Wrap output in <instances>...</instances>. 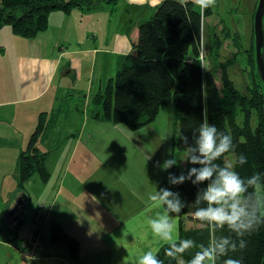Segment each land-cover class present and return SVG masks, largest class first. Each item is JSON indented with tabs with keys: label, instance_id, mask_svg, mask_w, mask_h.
Segmentation results:
<instances>
[{
	"label": "trees",
	"instance_id": "16d2710c",
	"mask_svg": "<svg viewBox=\"0 0 264 264\" xmlns=\"http://www.w3.org/2000/svg\"><path fill=\"white\" fill-rule=\"evenodd\" d=\"M117 1L0 0V27L9 24L14 34L31 38L47 28L49 13L53 10L69 13L78 7L88 11L106 3L112 6L110 11H113ZM152 8L151 13L146 14L147 18L139 21L136 38L131 41L129 51L120 59L113 76L94 94L92 101L97 106L91 116L135 130L152 121L159 108L171 101L174 105V121L177 123L173 139L186 157L187 145L180 138L186 136L188 145H194L196 129L201 123L207 122L215 125L218 131L230 135L235 145L234 150L216 161L217 164L222 167L232 164L243 179L264 173V86L256 66L253 31L247 47L241 46L240 36L234 31L231 38L236 48L222 57V37L218 33L211 32L206 46H202V15L210 12V8L201 14L192 0H161ZM224 32L227 37L228 28ZM201 53H205L209 60L204 65H200ZM261 53L264 62V44ZM236 60L242 62V73L247 76L243 85H239L230 75L229 69ZM47 124V113L41 112L27 147L16 160L18 191L23 190L25 182L34 174L44 182L50 176L47 166L49 150H42L38 145L39 139L46 133ZM240 154L247 157V163L243 166L236 162ZM192 166L187 164V168ZM172 171L177 175L181 172L176 167ZM199 187L202 189L203 185ZM175 189L186 201V207L178 215L180 239H192L206 246L211 233L192 216L197 187L186 182L175 186ZM261 191L264 193V189ZM187 220L190 224L186 223ZM0 232L1 236L3 233ZM216 235H229V232L224 229ZM1 237L10 241L17 235ZM244 239L247 247L242 252L230 253L231 258L242 259V264H262L264 223ZM50 242L65 245L71 257L78 258L79 240L53 218ZM167 247L166 244L159 246L158 258L164 264H178L179 258L188 264L199 250L193 248L170 261L164 255Z\"/></svg>",
	"mask_w": 264,
	"mask_h": 264
},
{
	"label": "rangeland",
	"instance_id": "374dc122",
	"mask_svg": "<svg viewBox=\"0 0 264 264\" xmlns=\"http://www.w3.org/2000/svg\"><path fill=\"white\" fill-rule=\"evenodd\" d=\"M160 1L161 0H118L116 8L113 11H110V7L112 6L106 3H102L96 8L88 11H83L76 7L71 10L73 14L67 23L65 18L63 23L65 29L61 28V31H59L60 21L56 19L57 17H54L57 15L62 18L65 14L61 10H53L51 11L54 13L51 15L49 29L45 33H42L41 36H44L46 40L53 39L57 41V48H59V50L65 48L64 44L67 43L74 46L76 44L74 37L77 36L79 32L78 29H80L85 21H88L99 36L98 45L103 46L102 44L104 42L107 45L108 40L112 37L117 44V48L116 45H114V49L119 50L120 48L122 50V53L117 54L111 52L112 57L105 59L106 62H114L120 60L122 56L129 51L131 41L136 38L139 21L147 18L151 13V9H153L152 6L157 5ZM257 1L258 0H216L215 5L210 7V12L208 11L205 16L202 15V46H206L207 37L213 31L222 37V47L220 48L222 57H226L229 52L236 48V44H234V40L231 38L234 31H237L240 36L239 42L241 46H249L253 31V15ZM96 12L97 14H95ZM77 13L79 15H77ZM131 19L133 21L130 22L129 20ZM4 25L10 27L9 24ZM227 28L229 34L225 37L224 30H227ZM71 31H73L72 34H70ZM68 34H70V36H67ZM66 36L67 38H65ZM16 39L18 41L17 43L23 40L22 36L19 35H16ZM118 43H120L119 47ZM16 46L20 45L13 44L12 48L15 49ZM48 46L49 50H51L52 42ZM106 48H110V45H107ZM55 50L57 52V49ZM204 51H206L205 48ZM6 53L7 59H11V52L6 49ZM240 55L241 53L238 57ZM199 56L200 65H204L206 60L209 61L205 53L203 55L201 53ZM99 64V61H96L93 65L95 70L92 86L89 87L91 84H87L86 82L83 86L85 90L74 93V102H72L74 107H66V110L71 108L69 109L72 114L71 123L74 124V126H77L79 119L89 118L88 123L85 122L86 124H83L79 128L81 140L77 141L72 139L66 141L61 136H54L52 140L48 141L53 143V145L46 144L45 147L43 146V149L47 150L49 146H59L56 149H53L55 147H51L55 151L52 153L49 165L52 167L54 176H58L56 177L57 180L54 179L53 184L57 183L60 187L63 185H60V178L63 176L62 170L67 164L68 159L70 158L69 160H71L68 171L76 174L78 182L74 183L72 176L67 175L66 182L67 180L69 181L72 188V196L64 195L61 191L58 195L56 206L57 208H59V204L64 206L66 214H76L78 217L77 222L80 221L82 224L84 220L89 227V232L86 231V234L87 232L90 234L99 232L98 219L100 217H108L109 215L105 209V203L117 194L122 195V193L125 194L130 192L128 194L131 196L132 200V194H135L137 196L135 200L143 202V200H148L149 195L155 193L160 187H170L172 191H176L175 186H171L167 182L168 172L161 171L155 166L157 161L162 163L165 159H174L178 164V166L175 167L179 169V171H186L187 169V163L185 162L186 154L177 147L173 139V133L177 129V123L174 121V105L171 101H167L159 108L158 113L152 121L135 130H131L123 124L98 120L91 116L93 114V109L97 106V104H94L92 101L94 94L105 86L106 80L110 76H113L115 72V69H110L108 67V63L104 68H101ZM241 68L242 62L236 60V63L229 69L231 77L236 80L239 85H243L245 82L244 78L247 77L243 75ZM217 71L219 70L217 69ZM99 75L103 76L104 80L102 81L101 87L98 88V84L96 83ZM106 77L108 78L106 79ZM10 81V84L14 85L12 76L10 77ZM27 122L29 123V121ZM57 140L59 142L62 140L60 145L56 144ZM73 145L76 147H73ZM0 154L2 153L0 152ZM230 157H232V155H230ZM81 159H85L87 163L86 167L85 162H83V167L87 170L84 171L83 175L78 174L80 167L79 160ZM7 162L8 159L0 158V170L2 169V165ZM56 162L62 165L60 169H57L55 166ZM7 166L6 170H14V168L12 169L9 165ZM168 171L173 172L172 168ZM15 173L16 169L14 171V174ZM33 177L36 182H30L28 187L26 185V191L19 190L18 192H24L26 195L27 192L30 193V195L33 194V191L36 193L38 192L40 196L43 195V199L29 198L27 200L23 210L25 224L19 227L17 231L18 236L13 240L7 241L8 245H5L6 242L0 241L3 243L0 244V264H34L35 262L36 264H54L57 260H55L56 258H50V256L52 253H61L60 251H65L67 253V258L64 261L60 260L57 264H90L91 262L94 264H107L106 261H93L96 260V256L92 253V256L91 254L86 255L82 251L83 249L81 246L77 259L71 257L69 250L63 244H53L50 249L48 246L43 247L41 241L44 237L43 234L49 233L52 214H50L48 218L46 216L47 227L43 228L42 234H39L40 238L38 237V233L40 230L42 231L40 226L41 223H33L30 219L35 217V219L38 220L39 214L35 215V210L37 212L40 211L43 215L45 214L44 211L47 207H50L49 204L54 192L51 190L52 188L50 189L48 186H45L49 178L44 182L41 181L36 174H34ZM6 178L9 179V175H7ZM85 179L88 185L82 181ZM8 183L9 182H6L3 189L0 191V227L5 223L4 218L12 208L15 197L18 194L12 197L13 192L11 190H13V186L8 185ZM41 185L45 187L42 188ZM65 185L64 183V186L61 188H65L67 186ZM44 188L46 191H44ZM38 200H43V202L38 204L40 209L36 205ZM63 222L66 226H69L68 221ZM189 222L190 221L187 220L186 223L190 224ZM80 226L77 228L78 231H81ZM6 231L8 230L6 229ZM31 231H34V233ZM3 235L4 234H1V236ZM23 236H25L24 239ZM82 240L85 249L88 251H99L105 248L103 240L98 236H83ZM39 242L40 244L38 245ZM56 246H58V248ZM8 249L13 253L10 257L6 254ZM13 250H15L16 253L13 252ZM44 250H46V252H44ZM41 251L44 255L48 256V261L39 260L44 256L40 253ZM43 259H47V257ZM178 264H185V262L182 258H179Z\"/></svg>",
	"mask_w": 264,
	"mask_h": 264
},
{
	"label": "crops",
	"instance_id": "0c3cea01",
	"mask_svg": "<svg viewBox=\"0 0 264 264\" xmlns=\"http://www.w3.org/2000/svg\"><path fill=\"white\" fill-rule=\"evenodd\" d=\"M53 13L54 12H51L49 14L48 26L44 31L40 32L35 37H22L24 41L21 40L19 43H17L16 34L12 32L9 26L3 25L0 27V152L2 153L0 154V158L8 159V162L3 164L0 170V191L3 189L5 183L9 182L8 185L13 186V190H11L13 192L12 197L19 193L16 187V177L14 174L15 162L20 152L27 147L29 138L36 127L38 115L41 112L47 113L48 120L46 133H44L43 137L39 139L38 142L42 150H47L43 149L46 144L53 145V143L48 141L52 140L54 136H61L66 141L72 139L77 141L81 140L79 128L83 124H86L85 122L88 123L89 118L79 119L77 126H74V124L71 123L72 114L69 110L71 108L66 110V107H74L72 104V102H74V93L85 90L83 86L86 82L87 84H91L90 86L88 85L89 87L92 86L95 70L93 65L96 61H99L101 68H104L108 63L110 69H115L120 62V60L114 62L105 61L106 58L112 57L111 52L117 54L122 53V50L120 48L119 50L114 49V45H116L117 48V44L112 37L108 40L107 44L110 45V48H106L107 45L105 42L102 44L103 46L98 45L99 36L88 21H85L80 29H78L79 32L77 36L74 37L76 44L74 46H71L69 43L64 44L65 48L59 50V48H57V41L53 39L46 40L44 36H41L42 33H45L49 29L51 15ZM64 14L62 18L57 15L54 17H57L56 19L60 21L59 31H61V28L65 29V25H63L64 20L66 18L67 23L73 13L70 11V13ZM95 14H97V12ZM77 15L79 14L77 13ZM72 33L73 31H71L70 34ZM70 34L67 36H70ZM67 36L65 38H67ZM51 42L52 49L49 50L48 45ZM13 44H19L20 46H16L14 49L12 48ZM119 44L120 43H118V47ZM6 49L11 52V59H7ZM55 49H57V52ZM11 76L14 85L10 84ZM107 78L108 77H106V79ZM103 80V76L99 75L96 83L98 84V88L101 87ZM27 121H29V123ZM61 141L59 142L57 140L56 144L60 145ZM51 147L55 146L47 147L50 151V156L47 161L50 177L48 182L45 183V186H48L50 189L52 188L51 190L54 192V195L50 202L51 205L49 204L50 207H47L44 211L45 214L43 215L40 211L37 212L35 210V215L39 214L38 220H36L35 217L30 219L33 223H41L40 226L42 231L40 230L38 233L39 238V234L43 233V228L47 227L48 216L52 214L51 219H55L65 230L79 240L80 246L83 249L82 251L86 255L92 253L96 256V260H93L96 262L106 261L107 264H129V262H132V264H134L133 258L135 256H139L151 248H159L162 242H158L151 235L146 225V217H155L157 214L161 213L163 209H153L152 211L145 212L149 201L142 199L143 202H140L135 200L137 199L135 194H132V200L131 196L128 194L130 192L125 194L122 193V195L117 194L105 203V209L109 215L108 217H100L98 219L99 232H93L92 234L88 233L89 227L84 220L82 224L80 221L77 222L78 217L76 214H66L65 207L60 204L59 208H57L56 203L58 202V195L61 191L64 195L72 196V188L69 181L67 180L66 182L67 175L72 176L74 183L78 181L76 179V174L68 171L71 162L69 158L65 165L66 168L64 166L62 170L63 176L60 178V185L63 184L62 186H64L65 183L67 186L65 185L66 187L62 189V186L60 187L59 184H53L54 179L57 180L56 177L58 176H54L52 167L49 164L52 153L55 151L53 149L59 146L53 149ZM73 147L76 146L73 145ZM83 162H85L87 167L85 159L79 160L80 167L78 174L81 175H83L84 171H87L83 167ZM55 164L57 169L62 167L58 162ZM7 165L12 169L14 168V170H6ZM7 175H9V179L6 178ZM33 178L32 176L25 182L23 190L26 191L30 182H36ZM82 181L88 185L86 179ZM45 186L41 185L42 188ZM44 191H46L45 188ZM29 198L43 199V195L40 196V193L34 191L33 194L30 195V193L27 192L26 201L22 209L17 213L16 220L13 218L9 219L7 216L4 218L5 223L1 225L0 231H2L6 237H11L12 235L18 236L17 231L19 227L25 224L23 210ZM40 202H43V200H38V202H36L38 208ZM176 220L178 223V215L176 216ZM63 221H68L69 226H66ZM79 226L81 231L77 229ZM6 229L8 231H6ZM86 231H88L87 234L85 233ZM31 232L34 233V231ZM43 235L44 237L41 243L43 247L48 246L50 249L51 245H53L49 238L50 230L49 233H44ZM92 235L98 236L103 240L105 248L99 251H88L85 249L82 240L83 236L91 237ZM24 238L25 236H23V239ZM0 241L6 242L5 245H8V242L1 236ZM0 244L3 243L0 242ZM39 244L40 242L38 245ZM56 247L58 248V246ZM13 252H15V250H13ZM44 252H46V250H44ZM60 252L61 253H52L50 256V258H56L55 260L57 261H55L54 264H57L60 260H66L67 253L65 251ZM40 253L44 255L42 251ZM6 254L9 257L13 255L9 249ZM44 257H47V259H43ZM43 258L39 260L48 261V256L44 255ZM34 264H36V262ZM90 264L94 263L91 262Z\"/></svg>",
	"mask_w": 264,
	"mask_h": 264
},
{
	"label": "clouds",
	"instance_id": "9594fccd",
	"mask_svg": "<svg viewBox=\"0 0 264 264\" xmlns=\"http://www.w3.org/2000/svg\"><path fill=\"white\" fill-rule=\"evenodd\" d=\"M192 2L202 14L204 10L214 6L216 0ZM180 139L187 145L185 162L193 166L178 175L168 171L178 166L174 159H165L162 163L157 161L155 166L168 172L169 185L178 186L190 182L197 187L192 216L202 227L208 228L211 238L206 246L197 244L192 239H180L176 216L184 210L186 201L178 191H172L170 187H160L149 195L145 212L153 209L163 211L155 217H146L147 228L158 242L168 245L164 255L170 261L198 248L188 264H242V259L231 258L229 254L242 252L247 247L244 237L264 223V193L261 191L264 189V173L243 179L232 164L223 167L217 164L216 161L234 150L235 145L231 136L218 131L215 125L201 123L196 129L194 145H188L186 136ZM236 162L243 166L247 163V157L240 154ZM200 185H203L202 189ZM224 229H227L229 235H216ZM159 250L158 247L151 248L135 256L134 264H164L158 258Z\"/></svg>",
	"mask_w": 264,
	"mask_h": 264
},
{
	"label": "water",
	"instance_id": "95a60500",
	"mask_svg": "<svg viewBox=\"0 0 264 264\" xmlns=\"http://www.w3.org/2000/svg\"><path fill=\"white\" fill-rule=\"evenodd\" d=\"M263 16H264V0H258L256 8L253 15V34H254V45H255V60L256 66L258 69L259 76L262 80L264 86V62L262 57V47L264 44V25H263ZM27 195L24 192H20L15 197L12 208L8 211L7 217L16 220L17 213L22 209L26 201ZM264 264V259L262 261Z\"/></svg>",
	"mask_w": 264,
	"mask_h": 264
},
{
	"label": "flooded vegetation",
	"instance_id": "af4514ba",
	"mask_svg": "<svg viewBox=\"0 0 264 264\" xmlns=\"http://www.w3.org/2000/svg\"><path fill=\"white\" fill-rule=\"evenodd\" d=\"M10 218H12V216H11ZM10 218H9V219H10Z\"/></svg>",
	"mask_w": 264,
	"mask_h": 264
}]
</instances>
